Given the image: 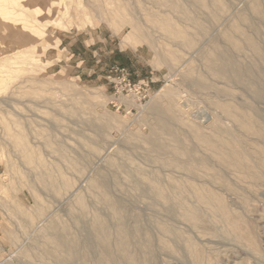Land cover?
<instances>
[{"label": "rangeland", "instance_id": "obj_1", "mask_svg": "<svg viewBox=\"0 0 264 264\" xmlns=\"http://www.w3.org/2000/svg\"><path fill=\"white\" fill-rule=\"evenodd\" d=\"M202 1L175 9L154 0H0V264H61L67 253L49 240L53 230L89 241L78 257L86 264H264V97L255 93L264 59L245 40L246 31L264 56V13L254 11L264 0H220L227 9ZM155 14L186 28L193 44L171 37ZM120 49L144 57L133 76L114 59ZM218 51L251 79L212 72ZM124 74L133 92L122 89ZM162 99L178 104L175 115L153 109ZM198 128L235 146L256 176L227 164L193 135ZM174 135L183 142L176 154ZM103 178L107 189L95 184ZM105 191L122 203V219Z\"/></svg>", "mask_w": 264, "mask_h": 264}, {"label": "bare ground", "instance_id": "obj_2", "mask_svg": "<svg viewBox=\"0 0 264 264\" xmlns=\"http://www.w3.org/2000/svg\"><path fill=\"white\" fill-rule=\"evenodd\" d=\"M108 1V0H107ZM111 1V0H109ZM158 3H161L163 5H168L172 8H183V3L181 2V0H154ZM201 5H204V2L202 0H197ZM215 3L219 4L220 6L225 7L224 5L221 4L220 0H214ZM210 6V5H209ZM218 6V5H217ZM219 7V6H218ZM227 7V6H226ZM223 8V9H227V8ZM204 8V7H203ZM263 7H261V5L258 3V2H255L254 3V11L256 13H258L259 15L263 14L264 13V10L262 11ZM206 11V10H205ZM263 12V13H262ZM185 15H187V18L189 19H192L191 15L188 14V12H185ZM209 16V15H208ZM263 16V15H262ZM245 20V19H244ZM153 21L156 25L160 26L161 28H163L171 37H174L175 39H179L182 43H185L186 45L190 46L193 44V40L190 38V33L189 31L186 29V28H182L183 26H181L180 24H178L177 22L175 23L173 21V19H171L170 17L166 16V15H163V14H155L154 17H153ZM236 27V26H235ZM257 28V27H255ZM140 30L141 29V25H139L138 23H134L133 24V30ZM237 29L238 32L240 33H243L241 31V28L237 27L235 28ZM133 32V31H132ZM248 34V33H247ZM229 35V34H228ZM233 36V34L231 35ZM235 36V35H234ZM233 37H230L229 36V39L230 41L232 42V44L237 47V48H240V43L238 40H236L235 38ZM253 37V36H252ZM250 35H246V31H245V40L255 49L256 53L258 54L259 57H261L262 59H264V56L262 55L258 45H257V42L252 38ZM228 38V36H227ZM221 45V44H220ZM242 45V43H241ZM219 46V45H218ZM242 48V47H241ZM227 53V52H226ZM234 56V55H233ZM235 58V57H234ZM233 58V59H234ZM231 57H228L227 55H225V58L224 56H222V53L221 52H217L215 54V56H213V58H211L209 61H208V65L210 67V69L212 70V72H214L216 75L218 76H223L224 77H228L230 75H233L235 79H237V82L239 80L242 81V80H245L244 78L249 77V74L248 76L246 75V77L244 76L245 75V72L247 74V71H245L243 68H239V67H235L234 66V61ZM241 63V62H240ZM239 63V64H240ZM237 64V63H236ZM243 64V63H242ZM262 65V64H261ZM239 66V65H238ZM264 67V66H263ZM258 69V68H257ZM255 69V70H257ZM261 68H259L260 70ZM263 69V68H262ZM258 71V70H257ZM255 73V71L253 72V74ZM260 73V72H258ZM264 73V72H263ZM260 75V74H259ZM232 76V77H233ZM244 77V78H243ZM257 77V76H256ZM259 77V76H258ZM261 77V76H260ZM263 77V76H262ZM233 78V79H234ZM232 79V78H231ZM246 79V80H247ZM251 79V77L249 78ZM249 79L247 80V82L249 81ZM253 79V77H252ZM245 80V81H246ZM263 80V78H262ZM251 81V80H250ZM261 81V79H260ZM253 82V81H252ZM251 82V83H252ZM258 82V81H257ZM263 83V82H262ZM262 86V84H261ZM259 86V87H261ZM257 88V87H256ZM255 93L259 96V97H264V84L261 88L257 89L255 91ZM163 100V99H162ZM165 100L163 101H160L159 103H157L155 106H153V109H161L162 112H167L168 114L170 115H175V111L178 110V104L175 102L168 106L165 104ZM230 108V107H229ZM232 108V107H231ZM177 115V114H176ZM239 122L246 126V127H251L253 126L254 122L252 120V118H250L248 115H244V116H241L239 118ZM163 129L165 130H169L170 128V121L169 119L164 116V114L161 115V117L159 118V123H158ZM144 128V127H143ZM199 129V128H198ZM193 130V129H192ZM160 132V131H159ZM216 132V131H215ZM219 131H217L218 133ZM156 133V132H155ZM162 133V132H161ZM192 133V131H191ZM20 134V133H19ZM219 134V133H218ZM193 135L197 138V139H200L201 141H207L206 143L211 145L212 147H215L218 151H220L223 155H226V160H227V164H234V165H237V166H241V167H244L246 168V171L249 172L250 174L252 175H255V172L254 170H252V168H250V166L248 165L249 163H246L245 161V157H243V155H241L239 153V151L237 150H234L235 146H232L231 144L228 145V143H225L223 142L221 139H218V135L216 133L214 134H206L205 132H203L202 130H194V133ZM159 136V135H158ZM181 137V136H180ZM18 139V144H20L22 146V148L25 150L26 152V155L30 154L29 153V148H28V143L26 142V139L24 137L23 134L19 135V137H17ZM151 140H153L154 142V147H156L157 149L159 150H162V151H165L166 150V145L163 144V143H160L157 141V138L154 137V138H151ZM174 141H175V144H174V148L175 149V153L176 154L177 152H179L180 150H182L181 148V139L179 138L178 135H174ZM172 144V143H171ZM156 149V151H157ZM188 149V147H187ZM191 149V148H190ZM189 149V150H190ZM193 149V148H192ZM191 149V150H192ZM229 149H231V151H228ZM188 150V151H189ZM149 152V151H148ZM172 152V151H171ZM181 152V151H180ZM191 152V151H190ZM193 153V152H192ZM196 153V152H195ZM233 153H236L237 156H233ZM262 153L264 155V150H262ZM194 154V153H193ZM262 155V156H263ZM163 156V155H162ZM161 156V157H162ZM167 155H165V157H167ZM172 157H176V156H173L171 154ZM194 156V155H193ZM170 157V156H169ZM170 157V158H166V160L169 162H171V164L177 162V161H174V159ZM29 158V157H28ZM179 160V158L177 159ZM225 160V159H224ZM223 160V161H224ZM225 160V161H226ZM263 160V159H262ZM261 161V160H260ZM77 163V161H76ZM79 163V162H78ZM180 164V163H179ZM199 164V163H198ZM112 165V164H111ZM170 165V164H169ZM187 166V165H186ZM191 166V165H189ZM194 167V166H192ZM123 168V167H122ZM121 168V169H122ZM187 168V167H186ZM190 168V167H189ZM195 168V167H194ZM261 169H262V172H264V160L263 162L261 163ZM162 170V169H161ZM191 170V168H190ZM123 171V170H122ZM127 171V170H126ZM138 171V170H137ZM164 172V171H163ZM241 172V171H240ZM160 173V172H159ZM149 175V174H148ZM256 176V175H255ZM134 177V176H133ZM159 177V176H158ZM107 179V178H106ZM105 178L101 179L99 182L95 183L96 186L98 187H103L105 189H107L108 187V182ZM113 179V178H112ZM130 180V179H129ZM119 181V180H118ZM132 181V180H130ZM155 181V180H154ZM158 181V180H157ZM164 181V180H163ZM116 183V182H115ZM133 183V181H132ZM177 183V182H176ZM180 183V182H179ZM111 184V183H110ZM130 184V183H129ZM173 184V183H172ZM182 184V183H181ZM116 185V184H115ZM176 185V184H175ZM174 185V187H175ZM134 186V185H132ZM172 186V185H171ZM178 186V185H177ZM184 186V185H183ZM139 188V187H138ZM152 191V190H151ZM148 192V191H147ZM158 192V191H157ZM106 193V191H105ZM141 193V192H139ZM108 193H106L104 195V199L106 201V203L110 206H112V208H114V213L116 214V216H118L119 218L122 219L123 215H124V212L122 211V206H121V202L117 201V200H113L112 198L109 197V195H107ZM146 195V194H145ZM177 195V194H176ZM194 196V195H193ZM159 197V196H157ZM122 201V200H121ZM82 202V201H80ZM79 202V203H80ZM124 203V202H123ZM172 204V203H171ZM124 205V204H123ZM114 214V215H115ZM139 221V220H138ZM137 221V222H138ZM138 224V223H137ZM65 227V231H68L67 230V227ZM137 227V231L140 230V227L137 225L135 226ZM54 228V227H53ZM95 229L96 231L98 232V240L99 242L105 247L106 251L108 252L109 254V257H111V254H110V251H109V248H108V245H109V230H108V226L106 224V222H104L103 220L97 218L96 222H95ZM136 229V228H135ZM128 236V231H125V235L123 236L122 240H121V243H120V249L121 251H124L126 250V238ZM49 240L55 244L58 247L62 248L63 250H65V252L67 253V256L66 258L64 259H61V264H86L85 262H79V253L81 251V248L83 245H85L86 243H88L89 241L87 239H85L84 241L83 240H80L76 237H72L70 236L68 233H57L56 230H53L51 232V234H49ZM56 248V249H57Z\"/></svg>", "mask_w": 264, "mask_h": 264}, {"label": "crops", "instance_id": "obj_3", "mask_svg": "<svg viewBox=\"0 0 264 264\" xmlns=\"http://www.w3.org/2000/svg\"><path fill=\"white\" fill-rule=\"evenodd\" d=\"M79 42H85L84 40L83 41H79ZM63 51V50H62ZM74 54H72L71 56H73ZM114 59L115 60H119V62H121V61H124V63L123 62H121L120 63V66L121 67H126L128 70H129V72H130V74L132 73L133 75L135 74V63H134V60L137 62V63H141V60H143L144 59V57L142 56V55H134V60H132V58H130V56H129V54L126 52V50H123V49H120L119 50V52H117L115 55H114ZM155 69L154 68H152V70L151 71H149V73H146V74H143V75H139V74H137V76H134V77H137V78H142V77H148V76H150V75H155ZM131 74V76H133ZM148 75V76H147ZM154 77V76H153Z\"/></svg>", "mask_w": 264, "mask_h": 264}, {"label": "built area", "instance_id": "obj_4", "mask_svg": "<svg viewBox=\"0 0 264 264\" xmlns=\"http://www.w3.org/2000/svg\"><path fill=\"white\" fill-rule=\"evenodd\" d=\"M124 86H122V89H125L127 92H133L135 90V86L132 84V82L126 77L124 74L123 79L119 80ZM140 92V91H139Z\"/></svg>", "mask_w": 264, "mask_h": 264}]
</instances>
